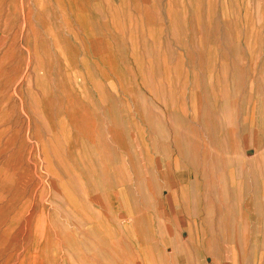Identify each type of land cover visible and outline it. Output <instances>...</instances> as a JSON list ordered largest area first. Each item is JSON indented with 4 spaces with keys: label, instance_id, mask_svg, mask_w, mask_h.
I'll return each instance as SVG.
<instances>
[{
    "label": "rangeland",
    "instance_id": "rangeland-1",
    "mask_svg": "<svg viewBox=\"0 0 264 264\" xmlns=\"http://www.w3.org/2000/svg\"><path fill=\"white\" fill-rule=\"evenodd\" d=\"M0 264H264V0H0Z\"/></svg>",
    "mask_w": 264,
    "mask_h": 264
}]
</instances>
